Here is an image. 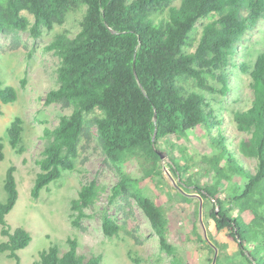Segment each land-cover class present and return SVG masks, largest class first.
<instances>
[{
    "label": "trees",
    "instance_id": "obj_1",
    "mask_svg": "<svg viewBox=\"0 0 264 264\" xmlns=\"http://www.w3.org/2000/svg\"><path fill=\"white\" fill-rule=\"evenodd\" d=\"M81 8L79 31L73 37L58 33L44 48L58 58L56 87L46 93L44 105L58 104L71 113L60 117L53 129L43 130L45 143L36 160L39 172L31 198L37 199L63 173L75 171L81 139L94 137L117 178L108 205L133 200L157 237L159 251L170 264H182L169 242L166 212L144 195L142 183L162 175L156 153L162 142L174 137L181 143L188 131L199 127L217 150L200 160L215 183L208 186L190 175L182 178L193 161L183 152L178 161L162 150L169 168L183 185L178 186L185 193L193 187L207 209L215 230L209 251H225L223 232L246 264H264V44L252 60L237 63L235 57L245 35L264 22V0H0V34L28 31L38 38ZM22 12L33 17L32 24ZM235 70L247 75L252 98L242 107L227 108ZM16 100V89L0 83V115L1 105ZM227 111L231 127L225 122ZM23 132L19 118L7 129L16 153L25 151ZM3 159L0 142V162ZM129 159L141 166L142 178L123 171ZM14 173V167L7 170L6 201L0 202V235L5 238L0 253L20 264L18 252L31 237L20 227L11 232L5 220L18 199ZM232 175L243 177L244 187L221 199L219 185ZM104 191L96 181L80 187L69 203L72 227H80L85 210ZM180 197L189 200L186 194ZM100 220L105 237L118 235L121 227L106 211ZM66 245L64 252L51 245L34 264H101L99 255H79L76 239L68 238Z\"/></svg>",
    "mask_w": 264,
    "mask_h": 264
},
{
    "label": "rangeland",
    "instance_id": "obj_2",
    "mask_svg": "<svg viewBox=\"0 0 264 264\" xmlns=\"http://www.w3.org/2000/svg\"><path fill=\"white\" fill-rule=\"evenodd\" d=\"M83 13L84 8L68 13L61 26H55L51 31L43 30L38 38L32 37L28 31L0 34V83L3 87L11 86L17 91L14 103L1 105L0 142L4 159L0 162V202L6 201L3 185L7 170L14 167L18 199L5 220L11 232L20 227L29 232L31 237L28 246L18 252L20 264H34L39 253L51 245H58L61 252H64L68 238L76 239L79 255H99L101 264H170V258L159 251L157 237L133 200L118 199L108 205L109 189L117 178L94 137L81 139L75 171L63 173L62 178L43 189L37 199L30 196L35 176L39 172L36 160L45 143L42 139L43 130L53 129L60 117L71 113L58 104L44 105L46 93L56 87L58 66V58L44 48L58 33L64 32L73 37L80 29ZM21 14L30 24L33 23L30 14ZM263 44L264 22H261L241 41L235 56L236 62L252 60ZM230 78L233 93L226 98L224 106L242 107L252 98L247 75L235 70ZM224 116L226 124L233 126L228 111ZM16 118L23 121V153H16L8 141L7 129ZM169 144L173 145L172 149H169ZM159 147L164 155L160 163L162 175L144 181L142 187L146 197L164 208L168 218L169 242L177 249L182 264H246L235 244L228 241L223 232L225 251L220 253L216 249L214 254L209 251L214 248L212 238L215 237V230L213 222L206 216L207 209L202 206L193 187L185 193L178 186L183 187L169 168L168 156L162 152L170 151L178 161H181L182 152L186 157L193 158L191 169L182 178L189 175L193 178L201 177V183L213 185L216 181L213 173H207L200 165L203 156L210 157L217 153L209 144L205 130L197 127L188 131L181 143L169 137ZM123 171L133 178L140 179L143 176V170L135 159L127 160ZM90 181H96L105 191L93 207L85 210L87 217L80 223V227H72L68 217L70 200L76 198L80 187ZM245 182L239 175L221 181V199H229L239 193ZM180 194H186L189 200H182ZM103 211L121 227L117 236L107 238L103 235L100 220ZM197 237L201 240L198 241ZM3 241L5 238L0 235V243ZM0 264L15 262L0 253Z\"/></svg>",
    "mask_w": 264,
    "mask_h": 264
},
{
    "label": "water",
    "instance_id": "obj_3",
    "mask_svg": "<svg viewBox=\"0 0 264 264\" xmlns=\"http://www.w3.org/2000/svg\"><path fill=\"white\" fill-rule=\"evenodd\" d=\"M156 153L160 156L161 160L164 158V155L160 151L156 150ZM213 261H215V258L213 259Z\"/></svg>",
    "mask_w": 264,
    "mask_h": 264
}]
</instances>
